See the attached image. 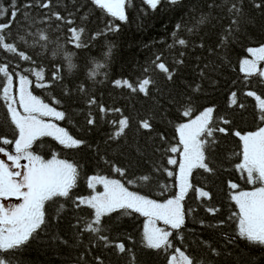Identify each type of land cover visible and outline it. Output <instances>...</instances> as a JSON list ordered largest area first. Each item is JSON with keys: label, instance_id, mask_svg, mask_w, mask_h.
I'll return each instance as SVG.
<instances>
[{"label": "trees", "instance_id": "16d2710c", "mask_svg": "<svg viewBox=\"0 0 264 264\" xmlns=\"http://www.w3.org/2000/svg\"><path fill=\"white\" fill-rule=\"evenodd\" d=\"M44 2L47 0H40V3ZM237 2L244 21L239 31L229 37L227 46L221 47V38L229 28L232 17L227 7L223 10L216 6L209 7L213 0H179L176 4L161 0L155 9L143 0H131L130 6L125 9V21L111 17L106 10L93 4L92 0H50L49 8L39 7L36 0H17L16 7L20 9V14L11 28L6 29L10 33L6 42L15 43L18 51L30 55L36 64L31 65L3 48H0V64H8L10 70L19 64L18 71L25 67H43L46 82L51 81V74L59 66L62 77L59 81L45 88H37L33 83L29 90L49 106L65 111L64 120L53 122L65 128L74 138L82 139L86 143L78 149H65L52 137H42L36 145L43 143L44 147H33L44 159H51L55 151L59 154L58 158L80 165L81 175L77 187L73 189L76 195L87 196L91 193L86 181L94 174L118 179L130 191L161 202L178 193L176 178H170L164 172H156L154 164L159 166L162 163L169 169L173 167L167 165V156L172 154L162 153L167 145L161 142L160 135L167 141L176 143V127L191 118L183 115L185 106L190 105L193 108V116L207 107H213L214 116H225L232 121V125L225 127H233L242 132L256 130L260 125L258 102L246 93L254 91L264 98V83H260L255 76L245 80V73L240 69L242 60L249 57L247 48L264 45V7H255L262 0ZM26 3H31L32 7L25 9L23 6ZM219 4L221 0H215V5ZM0 6L9 9L8 14L0 19V23H6L11 11L10 0H0ZM24 11L35 19V23L24 19ZM52 13L72 19L74 25L57 21ZM48 16L51 19L46 23L39 22ZM201 18L206 19L203 24L197 25L196 22ZM177 24L182 27L177 29ZM57 25H60L59 29ZM109 25L115 27L105 30ZM73 26L85 28L81 41L90 46L76 48L74 43H65V38L71 35L68 29ZM44 27L48 29L47 34L53 41L59 38L60 43H65L64 49L55 56L52 55L55 43L42 50L39 47H30L18 38V34H25L29 28L35 30ZM188 28H192V32ZM101 30H105L103 34L93 39V34ZM174 31L178 38L187 41L186 46L174 42ZM29 42L31 43L30 38ZM169 44H173V47L169 48ZM201 44L204 47H200ZM109 45L112 46L110 53ZM64 52L74 54L72 63L75 67L70 71ZM181 52L184 53L183 56L180 55ZM157 55H160V62L165 63L173 74L171 80L152 63ZM179 60L183 63H177ZM97 62L103 67L95 76H90L89 73ZM25 75L35 82L34 76L28 73ZM144 78L154 81L148 86L149 95L138 90L133 92L123 85V81H128L138 89L139 82ZM116 80L122 82L121 86L114 84ZM2 83L3 77L0 76V84ZM16 83L14 77L13 85ZM81 85L84 86V92L79 90ZM197 85L199 91H194ZM65 89L68 90V95L64 94ZM233 92L236 93L237 102L244 104V108L229 106ZM53 97L61 103L54 104ZM92 98L96 100V104L90 106L87 100ZM101 105L105 112L100 111ZM116 109L120 111H115ZM89 112L95 118L94 125L87 123ZM123 117L129 119L128 127L124 130L125 135L115 141L109 140L108 137L118 130V122ZM145 119L153 125V131L140 127V121ZM112 121L117 123L114 125ZM11 127L14 126L10 124L6 104L0 100V136L15 139L9 131ZM216 135L218 141L210 153L212 166L216 168L215 173L197 169L190 177V184L208 191L211 199L198 197V193L190 188L183 201L186 207L196 210L192 216L186 218L185 228L181 229L185 243L189 246L187 251L204 259L205 264H253V260L255 264H264V248L249 245L244 240H238L236 245H229L223 238V233L234 236L237 231L236 222L228 219L233 211H237L234 202L230 200V194L241 189L253 190L255 185L245 183L241 173L235 168L241 161V157L235 155L240 152L239 139L231 134ZM0 147L10 153L14 152V144L0 143ZM0 154L5 157L3 153ZM101 156L111 161V164H105L100 159ZM112 165L126 169L125 176L115 172ZM149 174L153 176V180L148 183L138 179ZM128 180H136V183H127ZM229 181L238 183L240 187L231 190ZM165 183L169 185V191L161 195L162 189L158 185ZM97 190L100 191V188ZM59 202L65 204L61 219L58 222L50 220V227L46 231L41 232L20 250L10 253L12 264H77L78 261L80 264H97L95 257H100L103 264H166L164 255H158L155 250L145 247V218L139 214L121 216L117 220L115 217L118 213H113L110 232L106 233L113 241V246L105 248L102 243L94 246L95 237L91 233L86 232L79 238L74 235L72 225L76 218L88 219L91 210L86 206L79 210L73 209L71 202L63 198H59ZM46 207L51 217L58 204L53 205L50 202ZM206 208H219L220 211L212 214ZM200 220L204 221L205 226L199 224ZM221 220L225 221L223 225L207 227L216 225ZM187 229L194 231L189 232ZM54 236L59 238L53 239ZM175 236L176 232L173 230V237L170 239ZM202 241H207L222 254L212 255ZM115 243H123L131 252L118 253ZM174 243L177 247H183L179 239H174Z\"/></svg>", "mask_w": 264, "mask_h": 264}, {"label": "snow or ice", "instance_id": "6c2138e0", "mask_svg": "<svg viewBox=\"0 0 264 264\" xmlns=\"http://www.w3.org/2000/svg\"><path fill=\"white\" fill-rule=\"evenodd\" d=\"M93 4L97 5L102 10L120 21L126 20L125 9L130 6L131 0H92ZM152 9H155L161 0H143ZM171 4H176L179 0H169ZM39 7L49 8L50 0L40 3L36 0ZM17 0H10V15L8 22L0 23V48L16 54L21 60L35 65L36 61L30 55L23 51H18L15 43L6 42L10 33L6 29H10L12 23L16 21V17L20 14V9L16 7ZM219 7L222 10L227 7V11L232 17L231 24L226 30V33L221 38V47H226L229 42V37L239 31L241 23L244 21V16L239 7L237 0H221V4H213L209 7ZM25 9L31 8V3H26L23 6ZM255 7L260 9L264 7V0L261 3H256ZM9 9L0 6V19L8 14ZM57 21L63 24L74 25V21L70 18L61 17L58 13H52ZM71 15V14H70ZM25 20L35 23V19L30 16L27 11L23 12ZM51 19V16L41 19L40 23H46ZM206 18H201L196 22L197 25L203 24ZM57 29L60 25L56 26ZM115 26L109 25L105 30H112ZM181 24H177L176 28L180 29ZM101 30L93 34V39L98 38L103 34ZM192 28H188L192 32ZM85 31L84 27L73 26L68 29L71 33L65 38V43H74L76 48L90 46L81 41V34ZM48 33V29L31 28L27 29L23 35L18 34L20 41L29 44L30 47H39L42 50L48 45L55 43L56 47L52 51V55H57L58 51H62L65 43H60L57 38L53 41ZM174 42L181 46H186L187 41L177 37V33H172ZM31 39V43L29 42ZM204 47L203 44L199 45ZM109 45V53L111 51ZM169 48L173 44L168 45ZM247 52L253 57L249 60L243 59L241 62V72L245 73V80L255 76L259 78L260 83H264V67L260 66L264 62V46L259 48H247ZM67 58L68 70L70 71L75 65L72 63L73 53L64 52ZM184 55L183 52L180 53ZM161 57L157 55L152 63L156 68L165 72L168 79H172V73L166 67L165 63L160 62ZM177 63H183L182 60ZM103 67L100 63H95V68L89 73L90 76H95L97 71ZM207 68L208 65H205ZM20 65L17 64L14 69L10 70L8 64H0V76L3 77V83L0 84V100L6 104L8 113L10 114V124L14 127L9 128V131L16 137L8 139L6 136H0V143L3 145L14 144V152H9L4 147H0V153L11 161L9 166L3 159H0V264H12L13 258L10 253H14L35 239L41 232L46 231L50 227V220L59 221L61 214L65 210V204L59 202V198L71 202L73 209L79 210L82 206H86L91 210L88 219L80 217L76 218V222L72 225L74 235L79 238L84 233H91L95 237V244L102 243L105 248L112 247L113 241L109 235L110 225L112 222V214L118 213L115 219L121 216H132L139 214L145 218L143 227V243L146 248L153 249L158 255L165 256L166 264H205V260L198 258L196 255L187 251L188 245L185 243L184 232L181 229L185 228L186 218L195 213V208L186 207L183 203L190 188L198 193V197L211 199L208 191L195 188L190 184L194 170L202 169L204 172L214 174L213 160L211 151L217 144V133L224 135H234L240 141V152L235 153L241 157V161L235 165V168L241 173L245 183L255 185L253 190L233 191L230 194V200L234 202L237 211H233L228 217L229 220H234L237 224V231L234 236H230L227 232L223 233V238L226 244L236 245L238 240H244L249 245L264 248V98L257 95L254 91H248L246 94L249 97H254L258 102L259 114L258 119L260 125L255 131L242 132L233 127H225L232 125V121L225 116H214L215 109L207 107L199 114L193 116V108L185 106L183 115L191 117L187 122L179 123L176 127L178 139L173 144L167 141L163 135H160V140L167 146L162 149L163 154L171 153L167 156V165L173 166L171 169L164 166L162 163L157 166L154 164L156 172H164L168 177H175V183L178 185V193H174L171 198L165 199L163 202L155 199L147 198L135 191H130L125 183L118 179H111L104 175H91L87 178V187L91 189V193L87 196L76 195L73 189L77 187V181L80 177V165L74 162H69L66 159L58 158V153L53 151L51 159H44L34 149V145L42 137H52L59 145L65 149H78L86 143L82 139L74 138L65 128L58 126L53 121H62L66 118L65 111H58L55 107L49 106L36 95H33L29 87L35 83L37 88L50 87L51 83L59 81L60 75L59 66L57 71L51 74V81H45L43 67L35 66L25 67L22 71H18ZM148 71V69H145ZM35 77V82L29 79L28 75ZM203 76V70L201 71ZM14 77L17 81V95L12 94ZM121 81L116 80L114 84L121 86ZM154 83L149 78L142 79L138 84V89L128 81H123V85L130 88L133 92L137 90L145 95H149L148 86ZM80 92H84V86H80ZM194 91H199L197 85ZM65 95H68V90L65 89ZM54 104L61 102L55 97L52 98ZM88 105L96 104L94 98L87 100ZM17 106L23 111L17 110ZM237 108H244V104L238 103L236 93H232L231 103L229 105ZM100 111L105 112V108L101 105ZM115 111H120L116 109ZM45 117L50 119L46 120ZM87 123L94 125L96 123L92 113H88ZM114 125L116 121H112ZM128 117H123L118 122V130L113 132L108 139L118 140L125 135L124 130L128 127ZM224 125V126H221ZM140 127L145 130L153 131V125L147 119L140 121ZM175 139V138H174ZM107 142V141H106ZM43 148L44 144L36 145ZM89 147H91L89 145ZM161 151V149H156ZM105 164H111V161L100 157ZM21 161L27 163L21 164ZM115 172L120 176H125L126 169L112 165ZM19 178V179H18ZM141 182L148 183L153 180V176L143 175L138 177ZM127 183L135 184L136 180H128ZM164 195L169 191L168 184L158 185ZM228 186L231 190H237L240 186L236 182L229 181ZM102 188V191H98ZM15 198L21 201L12 206H6L2 201ZM58 204L55 209V214L51 217L48 215L46 205L49 203ZM212 214L220 211L219 208H206ZM157 222H162L167 227H157ZM225 221L221 220L216 225H207V227H219ZM199 224L205 226L204 221L200 220ZM173 230L176 236L173 239ZM192 232L194 229H187ZM59 237L54 236L53 239ZM131 237H129L130 239ZM174 239H179L183 247L175 246ZM67 244V241H62ZM207 245L212 255L220 256L222 253L216 248H212L207 241H202ZM114 247L118 253L131 252V249H126L123 243H115ZM83 257H81V260ZM97 264H103L100 257H95ZM134 259V257H133ZM80 264V261L77 262ZM255 264V260H253Z\"/></svg>", "mask_w": 264, "mask_h": 264}, {"label": "rangeland", "instance_id": "374dc122", "mask_svg": "<svg viewBox=\"0 0 264 264\" xmlns=\"http://www.w3.org/2000/svg\"><path fill=\"white\" fill-rule=\"evenodd\" d=\"M262 46H264V45H262ZM260 47H261V46H260ZM257 48H259V47H257ZM247 59L251 60V59H253V57L249 54V57H247ZM260 66L264 67V62H261ZM16 88H17V83H16L15 86L13 85V88H12V90H11L13 95H17ZM17 110L20 111V112L23 111V110L20 109L18 106H17ZM45 118H48V117H45ZM0 159H3V160H4L9 166H11V161H8L6 156L3 157V156L0 154ZM24 163H27V162H26V161H21V164H24ZM18 179H19V178H18ZM100 191H102V188H100ZM10 199H11V200H16L15 198H10ZM10 199L5 200V201H2V202H3L6 206H12V205H15V204H18V203L21 202V201H18V200H16V201H10ZM157 227H167V226L163 225L162 222H157Z\"/></svg>", "mask_w": 264, "mask_h": 264}, {"label": "flooded vegetation", "instance_id": "af4514ba", "mask_svg": "<svg viewBox=\"0 0 264 264\" xmlns=\"http://www.w3.org/2000/svg\"><path fill=\"white\" fill-rule=\"evenodd\" d=\"M10 201H16V200H11V199H10Z\"/></svg>", "mask_w": 264, "mask_h": 264}]
</instances>
